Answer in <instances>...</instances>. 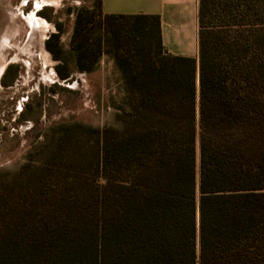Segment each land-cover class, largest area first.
Segmentation results:
<instances>
[{
    "label": "trees",
    "instance_id": "trees-1",
    "mask_svg": "<svg viewBox=\"0 0 264 264\" xmlns=\"http://www.w3.org/2000/svg\"><path fill=\"white\" fill-rule=\"evenodd\" d=\"M93 9L113 122L0 177V264H264V0H199L197 58L163 49L157 15ZM92 32L77 12V70ZM45 46L67 78L59 32Z\"/></svg>",
    "mask_w": 264,
    "mask_h": 264
},
{
    "label": "rangeland",
    "instance_id": "rangeland-1",
    "mask_svg": "<svg viewBox=\"0 0 264 264\" xmlns=\"http://www.w3.org/2000/svg\"><path fill=\"white\" fill-rule=\"evenodd\" d=\"M94 5L92 0H0V177L29 159L37 160L51 132L62 126H75L80 139L91 145L93 130L113 122L120 76L107 52L111 46H103L102 53L92 57L101 19L91 10ZM77 12L93 30L81 59L83 65L91 64V70L75 69L69 53ZM30 15L41 30L31 28ZM57 32L60 55L66 59L64 72H69L65 79L56 72L60 60L45 46Z\"/></svg>",
    "mask_w": 264,
    "mask_h": 264
},
{
    "label": "crops",
    "instance_id": "crops-1",
    "mask_svg": "<svg viewBox=\"0 0 264 264\" xmlns=\"http://www.w3.org/2000/svg\"><path fill=\"white\" fill-rule=\"evenodd\" d=\"M99 3L103 15H157L163 49L172 55L197 58L199 0H99Z\"/></svg>",
    "mask_w": 264,
    "mask_h": 264
},
{
    "label": "bare ground",
    "instance_id": "bare-ground-1",
    "mask_svg": "<svg viewBox=\"0 0 264 264\" xmlns=\"http://www.w3.org/2000/svg\"><path fill=\"white\" fill-rule=\"evenodd\" d=\"M34 19H37V18H35L33 15H30L29 17H28V20H29V23H30V25H31V28H34V29H39V30H41V26H40V24L37 22H34L33 20Z\"/></svg>",
    "mask_w": 264,
    "mask_h": 264
}]
</instances>
